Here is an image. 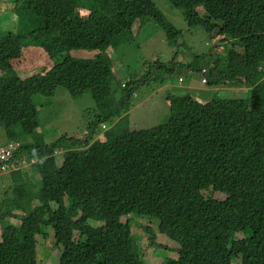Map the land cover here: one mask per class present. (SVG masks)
I'll use <instances>...</instances> for the list:
<instances>
[{"label":"trees","instance_id":"16d2710c","mask_svg":"<svg viewBox=\"0 0 264 264\" xmlns=\"http://www.w3.org/2000/svg\"><path fill=\"white\" fill-rule=\"evenodd\" d=\"M166 1L181 10L190 28L199 27L207 33L217 27L220 19L196 10L202 4L211 9L214 0ZM231 2L237 6L262 5L257 16L245 18L244 25L260 34L259 41L264 42V0ZM13 3L11 10H1L3 71L20 56L23 44L16 40L15 32L36 22L37 30L47 35L46 40L39 41L53 57L71 50L115 49L136 20L152 19L166 32L169 46L182 34L147 0ZM221 30L229 32L230 25ZM225 68L226 76L219 80L226 82L228 74H233V81L250 85L248 101L214 95L209 104L200 106L191 96L176 92L167 99L172 105L176 100L181 105L173 106L171 112L184 117L193 111V121L174 118L168 126L145 132L124 127L120 136L96 144L85 156L76 150L67 151L61 164L52 153L67 141L64 137L50 146L22 140L39 128L41 105L34 97L50 98L62 88L71 97L89 91L96 103H106L112 72L104 56L98 53L87 60L67 57L45 75L24 80L13 72L1 76L0 133L5 137L1 146L18 141L21 148L7 161L11 172L6 175L8 195L0 202V264H37L28 245L46 226L54 231V248H63L58 264H105L107 257L115 258V264H140L128 227L117 223L120 215L131 211L151 219L149 227H144L146 233L154 235L148 238L151 245H155L156 231L177 245V262L169 264H264V44L244 48ZM164 75L153 78V82L163 83L171 74ZM130 97V93L123 94L119 106ZM32 158L42 162L15 170L18 160ZM36 174L42 183V201L60 202L68 195L73 205L61 207L43 220V209H32L33 196L26 192ZM18 180L24 183L11 187ZM195 183L191 194L184 193ZM208 186L226 200H203L199 190ZM209 213L222 216L214 229L204 224ZM34 214L38 221L33 220ZM7 217L19 220V226L10 224ZM89 218L104 220L106 226L97 230L87 225ZM74 233L78 234L76 240ZM101 254L105 257L100 258Z\"/></svg>","mask_w":264,"mask_h":264},{"label":"rangeland","instance_id":"374dc122","mask_svg":"<svg viewBox=\"0 0 264 264\" xmlns=\"http://www.w3.org/2000/svg\"><path fill=\"white\" fill-rule=\"evenodd\" d=\"M152 1L166 19L173 23L176 30L182 31V34L177 39V45L173 48L169 47L166 42V32L159 25L155 24L152 19H147L145 21H136L132 28V34L122 36L118 40L115 49L105 47L98 51H70V56L79 60L92 59L97 53L104 56L112 70L109 80V97L106 104H104L103 108L99 109L95 106L89 92H85L77 98H71L62 88H59L55 96L51 98L34 97L35 102L41 105L38 114L39 128L35 133L22 140L30 144H52L62 134L83 138V129L106 114L108 118L105 119V125L110 129L111 134L117 133L122 126L126 125V122H129V127L135 129H146L161 125L165 123L169 116V100L167 97L176 94V92L179 95L199 97L205 101L206 97L211 99L214 95L219 98L249 100L250 85L238 84L235 81H231L220 87L225 91L221 89L216 90L215 88L201 84L200 80L202 76L200 72L193 73L185 67L174 69L170 66L169 61L175 52L178 53L179 60L184 64H189L196 58L195 66L197 68L213 65L215 56H212L210 53L211 45L207 40V34L199 27L190 28L184 20L180 9L169 5L166 0ZM13 2L14 0H0V17L2 14L1 10L5 9L9 11L13 8ZM200 12L203 13L202 10ZM38 26L39 24L36 22L25 31L36 29ZM29 48L32 47L23 48V55L18 60L12 62L13 69L19 71L18 74L22 79L30 76L32 73L43 72L53 65L39 50ZM61 59L62 57H58L57 61ZM218 60L220 61L221 69L226 70L224 68L226 59L219 57ZM34 67H41V69H32ZM150 67L153 68L151 76L155 79L164 77L165 72L171 75L163 83L157 85H155L152 79H147L141 85L132 86L131 92L134 93L133 98L129 103H125L119 107L118 104L122 92L125 93L121 85L142 79L146 76V72ZM178 80L183 82L179 83ZM117 110L121 111L122 114L120 120H117L115 113H113ZM104 138L105 135L102 132L98 139L104 140ZM4 139L3 133H0V145L4 143ZM61 157L62 155H59L56 158L58 162H60ZM8 172L0 173V200L4 198L3 193L5 191L8 192L9 178L6 177ZM23 183V180H18L13 182L11 187ZM39 184L40 180L36 174L29 190L31 192L37 191ZM214 195H217V193ZM130 216L132 218L131 229L134 233V240L138 246V256L142 264H161L163 260L174 259L172 258L174 253L170 249H166L165 247L152 248L148 244H143V241L147 238V233L143 232V229L146 226L149 227V222H151L149 217L140 216L135 212L130 214ZM33 220L38 221L36 214L33 215ZM10 222L15 225L19 224V221L15 219H10ZM87 224L91 226L102 225L93 220H88ZM1 225L0 223V228ZM154 233L157 244L170 248L173 246L177 247L167 237L161 236L157 231ZM28 247L32 250L37 264H54L56 262L58 264V259L63 249L61 245L54 248V234L50 227H43L41 235L36 236ZM56 255L57 259H55Z\"/></svg>","mask_w":264,"mask_h":264},{"label":"clouds","instance_id":"9594fccd","mask_svg":"<svg viewBox=\"0 0 264 264\" xmlns=\"http://www.w3.org/2000/svg\"><path fill=\"white\" fill-rule=\"evenodd\" d=\"M124 1L131 2V1H137V0H124ZM147 1L153 2L152 0H147ZM13 7H14V3H13ZM261 9H262V5H260V4L254 6V3H251L250 5L243 3L239 6H237V3H232L231 0H229V1L228 0H214L211 4V9H209V10H207L203 4L199 7H197L196 10L200 15H203L205 12H207V13L211 14L213 17L220 19L218 24H217V27L214 29L213 32H207L206 33L204 31L207 34V40L210 42V45H211L210 53L212 54V56H215V60L213 61V65H207V66H202V67L197 68L195 66V59L196 58H194L191 61V63L184 64L183 62H181L179 60L178 53L175 52L173 54L171 60L169 61L170 66L174 69H177V68L181 69V68L185 67L193 73L194 72H200V74L202 76L200 82L202 85L210 87V88H215L216 90L221 89L220 88L221 86L223 87L224 84H227L228 82H231L234 80L233 79L234 75L228 74V80L226 82L219 80L220 76H226V72H225L226 70L221 69L220 61L218 60V58L219 57L225 58L226 64H227L229 62V59L232 56L239 55V54L243 53L244 48H249V47L253 46L256 49L259 46L264 44V42L259 41L261 39L260 34L252 32V30L250 29V27L248 25H244L245 18L257 16L260 13ZM200 10H202L203 13H201ZM0 20H1V17H0ZM145 20H147V19L136 20V21H145ZM134 23L131 27H129L130 33L128 35L132 34V28L134 26ZM226 24L230 25L229 32L221 30V28H223ZM28 27H26L21 32H15L16 27L14 28V32H15L14 35L16 37V40L21 42L23 44V46L21 47L20 56L16 59H13L10 61L9 68L5 71L0 70V77L3 76L4 74L11 73V72L15 73L20 80H24L26 78L33 76V75L43 76L48 71H50L56 64L61 63L67 57H71L69 54L70 51L59 53L55 57H53L50 53H48L42 47L43 43H41L39 41V40H46L47 35L45 33H43L42 31L37 30V28L32 29L30 31H25ZM39 36H40V38L36 39V37H39ZM206 44H208V43H206ZM176 45H177V43H175L173 46H169V45L168 46L173 48ZM28 47H32L29 49L39 50L51 62V64L53 63V65L50 68L44 70L43 72L32 73L30 76L22 79L20 77V75L18 74L19 71H16L13 69L14 67L12 65V62L15 60H18L21 57V55H23L22 54L23 48H28ZM39 48H41V49H39ZM71 51H73V50H71ZM83 51H88V50H83ZM92 51H98V50H92ZM38 57H40V56H38ZM58 57H62V59L60 61H57ZM71 58H73V57H71ZM226 64H225L224 68L226 67ZM35 68L41 69V67H34L32 69H35ZM152 71H153V68L150 67V69L146 72V76H144L142 79H140V80L137 79V80H134V81H131L128 83H124L121 85V88L125 92L123 94H126V93L131 94L129 101H126L125 103H129L134 96V93L132 94V92H131L132 86H138V85L143 84L147 79H150V80L153 79V77L151 76ZM111 72H112V70H111ZM211 78H213V80H210ZM178 82L182 83L183 81L178 80ZM235 82L238 83L237 81H235ZM238 84H240V83H238ZM155 85H157V84L155 83ZM244 85H246V84H244ZM249 87L251 88V86H249ZM221 90H223V88ZM223 91H225V90H223ZM86 92H89V91H86ZM84 93H82L81 95H83ZM55 94H56V92H55ZM55 94L52 97H54ZM123 94H122V96H123ZM81 95H79V96H81ZM90 95H91V93H90ZM79 96H77V97H79ZM122 96H121V99H122ZM189 96H191V95H189ZM69 97H71V96L69 95ZM77 97H71V98H77ZM91 98L93 99L92 95H91ZM191 98L195 104L200 105V106H205V105L209 104V101L212 99V98L209 99V97H206V101H205V100H202L199 97H195V96H191ZM121 99H120V101H121ZM228 99H230V98H228ZM93 101L95 103V106L99 109L103 108L104 104H106V103L103 104V103H98V102L96 103V101L94 99H93ZM125 103H123V104H125ZM168 103H169V110H168L169 116L166 119L165 123H163L161 125H157V126H154L151 128H146V129H135V128L129 127L128 126L129 122H126V125L122 126L118 130L117 133L111 134L110 129L107 128V126L105 125V119L108 118V115L106 114L102 118L97 119L96 122L90 123L88 125V127H85L83 129V132H82L83 138L77 137L75 135L62 134L52 144H55L61 137H64L67 141L61 143L60 145H57L54 148L52 155L55 158H57L59 155H62V157H63V155L67 151L76 150L80 153L81 156H85L91 151V149L96 144H106L109 141H111L112 139L120 136L122 134V129L124 127H128L131 130H140L141 132H145V131H151V130H154L157 128L168 126L169 123L174 118H177V119L184 118V119H181L183 121H193V119H195L194 118L195 115H193V111H188L184 115V117H182L177 112H175V114L171 112V108H173V106L175 108H177L179 105H181L178 102V100H176V103L174 105H172V101H169ZM118 106H119V104H118ZM187 108H191L190 105ZM113 113H115V117L117 120H120L122 118L121 111L117 110V111H114ZM190 131H188L187 133H189ZM102 132H104L105 138H104V140H99L98 137L100 136V134ZM72 142L75 143V146H72V144H71ZM39 144L43 145V146L52 145V144H43V143H39ZM32 145H38V144H32ZM20 148H21V143L18 141H14V142L10 141L5 146L0 145V173L6 172V171L11 172L10 166L8 165L7 161L9 158H11L12 154L14 152H16L17 150H19ZM62 157H61L60 162H58L56 159L57 164L62 163ZM18 161H19L18 167H15L16 171L20 170V167H25L27 165L32 164V162H42V160H39V159L37 160L36 158H32L30 160L20 159ZM32 180H31V182L29 181L30 184L26 187V192L29 195L33 196V199L31 200V203H30L31 208L32 209L33 208L39 209V207H41L43 209V210H41L43 212V220H46L49 216L56 213L61 207L64 209H67L73 205V203H72L71 199H69L68 195H63L60 202H58L56 200L42 201L40 199V196H39L42 183L39 184V188L37 191L31 192L29 190V187H30V185H32ZM39 180H40V178H39ZM196 184H198V183L191 184L187 189H185L184 193L191 194L195 190ZM206 190H208V191H206ZM216 193H217V195H214ZM6 195H7L6 192H4L3 197L5 198ZM199 195L202 197L203 200H213V201H217V202H223L226 200V196L223 195L222 193L216 192V189H214L213 186H208L206 188L200 189ZM1 201L2 200H0V202ZM35 201L37 202V204H35L36 203ZM3 212H5L4 208H3ZM14 213L20 214V215L22 214L20 212V210H14ZM132 213H133V211L126 213V214H122L117 219L118 224L128 227V233H129L130 238H132V237L134 238V233L131 229V219L132 218H131L130 214H132ZM140 216H142V215H140ZM221 217L222 216H219L218 214L209 213L204 218V224L209 229H214L216 223L218 221H220ZM6 219L8 222H10V219H13V218L8 219V217H7ZM15 220H17V219H15ZM88 220H93L95 222L102 224L100 226L89 225L93 228H96L97 230L102 229L106 226V222L104 220H98V219H93V218H89ZM17 221H19V220H17ZM10 224H12V222H10ZM19 224H20V222H19ZM19 224L16 226H19ZM46 227H49V226H46ZM1 228H2V225H1ZM1 228H0V231H1ZM145 230H146V228L143 229V232H145ZM53 234H54V231H53ZM38 235H41V233L35 235V237ZM75 235H76V238H75ZM150 235H153V233H149V232L147 233V238L145 241H143V244H148L152 248H154V247H165L166 249L172 250L174 253L172 255V258H174V259L163 260V262L161 264H169L170 263L169 261L177 260V248L178 247L173 246L170 248L168 246H163L162 244L159 245V244H157V239H155V245H151L149 240H148ZM77 237H78V234L74 233L73 238L76 240ZM54 239H55V237H54ZM135 253L138 257L140 264H142L140 261V258L138 256V246L136 244H135ZM99 257L104 258L105 256H104V254H101ZM175 262H177V261H175ZM104 263L105 264H115V258L107 257V258H105ZM54 264H57V262Z\"/></svg>","mask_w":264,"mask_h":264}]
</instances>
